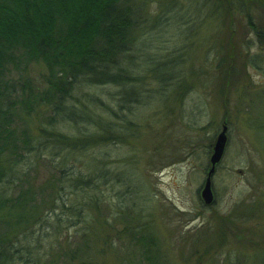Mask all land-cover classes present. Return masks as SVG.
Returning <instances> with one entry per match:
<instances>
[{
	"label": "rangeland",
	"instance_id": "obj_1",
	"mask_svg": "<svg viewBox=\"0 0 264 264\" xmlns=\"http://www.w3.org/2000/svg\"><path fill=\"white\" fill-rule=\"evenodd\" d=\"M168 1L175 11L183 7L181 12L149 25L148 38L140 41L143 64L158 80L142 71L147 92L137 85L127 94L130 99L136 92L142 100L134 112L136 137L106 149L113 177L99 219L105 222H96L86 237L66 222L53 251L61 253L59 260L51 264H83L64 256L83 240L89 264H149L132 241L144 225L158 241L151 252L155 264H264V43L245 14L264 29V7L242 0L244 6L234 9L230 47L229 20L208 16L213 7H203L205 0ZM162 7L150 0L147 16L162 15ZM232 47L233 58L227 54ZM152 52L164 57L151 61ZM43 72L37 67L30 75ZM166 76L172 78L168 88ZM24 119H16L17 129L38 134L36 112ZM224 123L228 143L213 177L215 202L208 206L200 195ZM50 172L37 167V187L55 173Z\"/></svg>",
	"mask_w": 264,
	"mask_h": 264
},
{
	"label": "trees",
	"instance_id": "obj_2",
	"mask_svg": "<svg viewBox=\"0 0 264 264\" xmlns=\"http://www.w3.org/2000/svg\"><path fill=\"white\" fill-rule=\"evenodd\" d=\"M149 1L0 0V264L57 263L61 253L55 255L54 246L66 222L86 231L85 237L94 233L113 177L106 149L136 137L134 112L142 100L135 91L130 99L127 94L137 85L146 93L141 72H152L142 61L141 37L148 38L149 25L168 21L177 6L159 0L164 12L151 19ZM245 1L264 7V0ZM243 3L201 2L213 7L205 16L229 20L230 47L233 12ZM245 14L263 44V27L253 24L248 10ZM227 54L233 58L234 47ZM163 57L152 52L151 61ZM37 67L45 68L39 78L30 75ZM166 79L168 88L172 78ZM34 112L38 134L19 131L16 119L25 121ZM41 165L55 173L37 187L33 174ZM146 227L132 241L143 261L155 264L151 252L158 241ZM83 242L64 252L69 263H91Z\"/></svg>",
	"mask_w": 264,
	"mask_h": 264
},
{
	"label": "water",
	"instance_id": "obj_3",
	"mask_svg": "<svg viewBox=\"0 0 264 264\" xmlns=\"http://www.w3.org/2000/svg\"><path fill=\"white\" fill-rule=\"evenodd\" d=\"M228 125L224 123L221 132L217 136L213 145V151L210 157V168L207 171L206 180L201 191V199L205 205L213 204L215 197L212 188L213 177L216 173L217 166L223 160L227 143H228Z\"/></svg>",
	"mask_w": 264,
	"mask_h": 264
},
{
	"label": "flooded vegetation",
	"instance_id": "obj_4",
	"mask_svg": "<svg viewBox=\"0 0 264 264\" xmlns=\"http://www.w3.org/2000/svg\"><path fill=\"white\" fill-rule=\"evenodd\" d=\"M210 166H211V165H210ZM210 166H209V168H210ZM208 170H209V169H208ZM212 188H213V183H212ZM213 191H214V190H213ZM214 202H215V200H214ZM214 202H213V203H214ZM208 206H209V205H208Z\"/></svg>",
	"mask_w": 264,
	"mask_h": 264
}]
</instances>
